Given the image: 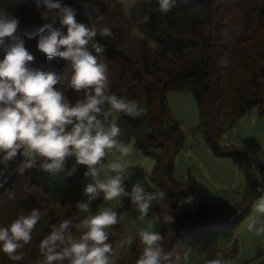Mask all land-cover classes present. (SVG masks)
Segmentation results:
<instances>
[{"label": "trees", "instance_id": "16d2710c", "mask_svg": "<svg viewBox=\"0 0 264 264\" xmlns=\"http://www.w3.org/2000/svg\"><path fill=\"white\" fill-rule=\"evenodd\" d=\"M80 1L62 0V3L74 9L77 15L80 12ZM243 1L246 0H176L175 9L163 15L158 11L157 0H137L135 24L138 13L147 12L151 16L147 25L137 24L141 28L140 35H131L129 28L112 25L109 27L118 37L117 40H101L99 36L95 39L107 46L103 55L95 53L94 49L92 54L108 64L110 72L114 73L113 91L143 101L146 126L137 118L124 116L133 125L134 146L155 158L151 179L164 192L173 217L171 224L177 228L176 232L170 234L168 242L171 248H174L178 237L190 234L201 226L212 231L237 223L249 211L257 195L255 171L251 168L247 152L238 144L221 143L222 135L252 106H257L259 114L264 115V51L255 59L261 62L251 69L247 65L243 74L238 71L234 73L231 66L236 60L233 56L239 51L237 32H243L240 40L247 38V28L235 30L234 24L240 18L234 17L232 11L235 5L240 6ZM260 1L252 0L245 15L252 10L256 12ZM3 13L18 17V27L26 16L37 20L36 26L29 28L27 33L17 28V34L22 35L25 48L34 56V61L29 62L30 67H50L61 59L58 56L49 58L37 48L38 36L47 26L59 28L66 34L67 29L60 25L58 15L45 16L43 8H36L35 0H18L16 8ZM164 21H167L170 30L161 28ZM246 23L247 21L241 22L240 25ZM127 36L133 42L130 46L134 49L124 45ZM5 39L7 42V38ZM3 56L4 52L0 50V60ZM171 89H188L194 93L200 115L196 127L203 133L209 148L218 156L231 157L243 169L246 185L239 203H208L201 200L193 209L187 207V198L193 192L195 184L193 180H179L173 173L174 159L182 148L185 134L169 107L167 92ZM77 98L80 97L73 92L69 102L74 103ZM22 160L23 157L18 153L8 162L7 167L0 164V170L4 173L0 180L7 178V182L0 187V223L10 221L20 214H27L32 209L40 210L41 220L33 231L32 242L19 250L23 253V259L19 262L12 261L0 251V264H38L42 259L38 244L43 235L50 234L65 218L78 225L84 215L79 212L77 204L86 166L78 165L76 173L67 177L66 189L61 201L57 203L49 187V173L36 168L26 169L20 175L15 170ZM70 167L71 157L66 159L65 170ZM5 190L14 191L15 199L9 200L3 196ZM101 200L102 196L98 197L91 210ZM125 208L126 205L123 204L121 207L117 206L118 215ZM156 211L161 222V235L165 238V231L171 225L163 219L167 210L163 205H156ZM73 232L79 234L77 228ZM124 237L119 224L115 225L110 234L113 251ZM137 242L138 237L129 248L135 250ZM141 249L140 244L139 254ZM175 255L176 253L172 264H176Z\"/></svg>", "mask_w": 264, "mask_h": 264}, {"label": "clouds", "instance_id": "9594fccd", "mask_svg": "<svg viewBox=\"0 0 264 264\" xmlns=\"http://www.w3.org/2000/svg\"><path fill=\"white\" fill-rule=\"evenodd\" d=\"M36 8L44 9V15H58L59 23L65 26L66 34L59 28L47 26L37 39V48L51 58L58 56L69 62L71 75L66 70L58 75L51 70L29 66L34 56L25 48L22 35L17 34L19 18L0 13V164L7 167L19 153L22 163L16 172L23 175L26 169L45 171L52 176L70 177L77 171V165L86 166L85 177L90 178L83 193L84 202L77 204L80 213L85 214L78 225L65 218L58 227L39 240L42 257L38 264H111L113 245L110 234L120 223V216L113 204H106L91 214V203L98 197L104 201H118L122 206L128 198L138 211L136 221H143L153 203L167 209L163 216L165 223L173 222L165 194L162 191H147L141 180H136L131 190H126L125 180L134 172L124 168L123 162L133 148L118 139L121 128L117 122L120 114L131 118L140 117L142 109L138 102L113 91L109 66L89 51V44L95 53L103 55L106 45L93 41L118 39L113 30L102 25L99 16L88 27L75 19V11L62 0H35ZM158 11L167 15L175 9L176 0H157ZM149 13L137 15L138 25H147ZM161 28L170 30L167 21ZM7 38V42L6 39ZM67 81V88L78 97L69 102L54 86ZM115 117V119L113 118ZM119 155L109 163L104 158L110 151ZM74 157L72 167L66 168V159ZM107 169V175L104 170ZM0 170V176H3ZM7 182L0 180V187ZM9 200L15 199L14 191L3 193ZM189 201L192 197L187 198ZM254 215L247 220V231L255 236H264V194L252 204ZM41 220L39 209L20 214L10 221L0 223V251L12 261H21L19 250L33 240V231ZM77 228L79 234L73 232ZM154 225L127 236L125 243L132 245L137 237L142 249L135 264H172L174 253L162 243L164 236L154 231ZM204 264H231L223 254L205 259Z\"/></svg>", "mask_w": 264, "mask_h": 264}, {"label": "rangeland", "instance_id": "374dc122", "mask_svg": "<svg viewBox=\"0 0 264 264\" xmlns=\"http://www.w3.org/2000/svg\"><path fill=\"white\" fill-rule=\"evenodd\" d=\"M80 2V12L76 15L77 19L75 18L77 22L92 27L94 21L102 16L100 20L102 25H120L125 29L129 28L128 32L131 35L134 33L140 35L141 28L134 22L137 0H81ZM243 2L240 6L235 5L232 11L233 16L240 18L241 22L245 23L247 21L246 25H240V21H236L234 24L235 30L241 27L247 28V38L243 41L240 40L243 38V32L242 30L237 32L239 37L236 41L239 51L233 56L236 60L231 63L234 73L238 71L242 74L247 65L251 69L255 64L261 62L255 61V59H258L260 52L264 51V0L260 1L256 12L254 10L249 11L247 16L245 13L248 12L252 0ZM16 5H18V0H0V13H9L16 8ZM36 23H38L36 19L26 16L20 22L18 29L27 33L30 31L29 28L36 26ZM238 23L239 25H237ZM95 39L96 37L93 38V41ZM132 44L130 38L125 37L124 45L132 49L133 47L130 46ZM88 47L92 53L91 43ZM129 55H131V51ZM42 70H51L58 75H63L67 70L69 76L71 75L69 62L62 59L50 67L42 65ZM109 73L113 82L114 73L110 70ZM54 87L61 91L68 101L70 100V95L74 91L67 88V81ZM167 99L171 113L178 119L185 134L182 148L174 159L173 173L179 180L186 182L193 180L195 184L193 192L189 195L192 200L187 199L186 201L187 207L193 209L201 200L208 203H239L246 185L244 171L231 157L218 156L209 148L203 133L196 127L200 115L194 93L188 89H171L167 92ZM136 101L142 109V114L137 119L146 126L143 101L140 99H136ZM113 118L115 119V117ZM117 122L122 133L118 139L128 143L133 148L132 154L125 158L123 162L124 168L131 167L134 172L130 179L124 181L126 190L130 191L132 184L136 180H141L147 191H162L159 185L151 179V171L155 164L154 156L145 154L134 146V129L128 117L120 114ZM221 143L238 144L247 152L256 178L257 195L253 199L254 202L261 194H264V163H262V155H264V115L259 114L257 106H252L244 115L235 120L234 125L222 135ZM118 155L119 153L116 150H112L104 158V162H112ZM71 160L73 165L75 162L74 157H71ZM104 174H109L107 169L104 170ZM88 182H90V178L83 175L78 203L86 200L83 189ZM48 183L52 195L59 203L67 186V177H62V174L57 176L49 174ZM93 203L94 201L91 206ZM106 204L119 206L118 201L108 202L104 201L102 197L98 206L91 210V214L94 215L99 208ZM122 204L126 205V208L119 214L121 217L119 226L125 237L112 252L110 260L111 264H135V259L139 256L140 243L137 242L135 244L136 249L133 250L125 243L126 237L147 229L150 224L154 225V231L161 234V222L156 211V203H153L143 221L135 220L139 213L128 198H124ZM251 215H254L252 206L237 223L231 226L212 231H208L209 229L205 226H201L190 234L187 233L178 237L174 243V248H171L172 246L169 245L168 241L170 240V234L176 232L177 228L170 223L171 225H168L169 229L165 231L166 237L162 243L166 249H171L176 253V264H204L205 259L214 258L217 253L223 254L225 260H230L231 264H264V236L257 237L254 233L247 231L246 224ZM79 222L80 220L78 224ZM191 238L195 239L191 240Z\"/></svg>", "mask_w": 264, "mask_h": 264}, {"label": "built area", "instance_id": "2783aa9c", "mask_svg": "<svg viewBox=\"0 0 264 264\" xmlns=\"http://www.w3.org/2000/svg\"><path fill=\"white\" fill-rule=\"evenodd\" d=\"M262 163H264V155H262Z\"/></svg>", "mask_w": 264, "mask_h": 264}]
</instances>
